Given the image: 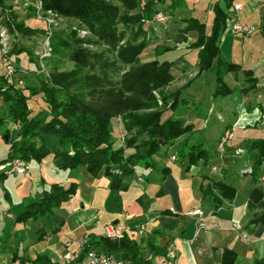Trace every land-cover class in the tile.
<instances>
[{"label": "trees", "instance_id": "1", "mask_svg": "<svg viewBox=\"0 0 264 264\" xmlns=\"http://www.w3.org/2000/svg\"><path fill=\"white\" fill-rule=\"evenodd\" d=\"M234 1L223 0L224 8L214 3L209 34L205 24L195 18L182 20L183 26L178 31L180 36L196 33V41L190 47L197 50V76L211 72L215 84L213 98L231 95L233 91L226 85L224 77L240 71L238 65L221 60L219 48L220 37L229 30L230 9ZM3 5L4 0H0V6ZM42 5L44 10L77 21L94 40L76 38L74 34L70 37L72 42H68L61 34L55 33L50 40L51 56L68 55L73 63L71 70L54 68L44 79L36 74L37 84L22 87L8 84L5 74L0 77L4 83L0 86V128H3L1 135L6 136L8 145L6 157L0 165L13 160L40 162L53 154L59 169L84 167L93 178L105 177L110 182V189L121 191L128 188L124 178L132 177L136 167L153 168L154 156L176 142L175 161L182 164L185 160L186 169L208 163L210 156L206 148L202 144L189 143L194 127L185 124L182 117L174 116L178 111L180 89L172 93L166 91L174 80L172 62L159 59L170 49L155 47L156 58L151 62L142 63L139 59L148 46L144 36L150 30L147 24L152 17L162 12L167 23V16L185 7L184 0H42ZM118 24L129 28L125 41V33L118 32ZM41 27L42 30L30 31L45 33L44 24ZM140 37L142 40L138 41ZM84 44L107 47L108 52L115 54L118 63L127 69L114 80L107 74L109 66L103 62L104 55L92 52ZM245 76L247 81L255 83L249 71H245ZM36 98H39L40 107L33 110L28 101L36 102ZM228 131L231 137L222 152L232 140V131ZM245 152L255 156L248 173L254 182L264 165V134L252 140ZM5 177L0 173V186ZM75 190L76 184L67 189L58 184L51 185L49 192L43 193L16 215L15 223L23 224L29 220L37 223L41 217L51 216L73 197ZM201 191L203 198L215 207L223 201H232L236 195L235 188L222 179L209 180ZM255 208L260 212H252ZM247 209L248 224L264 227L262 191L252 188ZM97 248L122 261L148 263L140 255L134 240L95 236L88 239L78 258L70 263L52 262L46 255H36L29 260L14 252L9 264H83L86 252ZM234 261V253L224 250L221 264H234Z\"/></svg>", "mask_w": 264, "mask_h": 264}, {"label": "crops", "instance_id": "2", "mask_svg": "<svg viewBox=\"0 0 264 264\" xmlns=\"http://www.w3.org/2000/svg\"><path fill=\"white\" fill-rule=\"evenodd\" d=\"M184 2V8L167 16L162 32L155 30L154 24L147 26H153L157 38L163 37L172 44V48L169 47L170 50L159 59L172 62L174 80L167 91L180 89L178 111L174 116L182 117L185 124L194 127L189 143L204 146L207 139L213 137L216 142L225 130H231L232 140L226 145L225 152L217 150L206 165L198 164L186 169L185 160L182 164L175 161L176 142L154 156V167L147 168L157 172L154 177L148 179L138 171L141 167H136L132 177L124 178L128 188L121 191L110 189V182L105 177L93 178L84 167L59 169L53 154L40 162L32 160L27 163L24 174L6 175L0 186V264H9L14 252L24 259L46 255L52 262L63 263L61 258L70 253L73 243L78 241L80 248L85 238L88 241L102 236L104 227L115 223L130 229L124 237L138 244L140 255L148 261L147 264L160 262L169 245H174L178 252L177 264H221L224 250L234 253V264H264V227L248 224L247 209L252 188L264 193V175L260 172L264 165L253 182L246 171L251 169L255 156L245 152L252 140L264 134V0L234 1L233 5L241 6V11L235 14L237 20L256 31L242 38L227 29L220 37L221 60L240 68L236 74L224 77L226 85L233 91L224 98H213L215 84L210 71L197 76V50L190 47L196 41V33L182 36L178 33L183 26L182 20L195 18L205 24L209 34L212 7L218 3L224 8L223 0ZM22 13L27 17L26 10ZM28 22L41 26L32 16ZM224 46L226 53L223 55ZM35 70L37 73L36 66ZM20 71L18 68V80L21 79L18 76ZM245 71L251 73L254 84L247 81ZM21 80L25 85L26 82ZM2 130L0 128V133ZM214 132L216 134L212 135ZM238 151L241 153L237 154ZM5 152L3 147L0 161L6 157ZM159 165L165 170L160 174ZM220 179L232 185L236 195L232 201H223L215 207L203 198L201 187L209 180ZM53 184L64 189L76 184L75 194L68 201L72 210L63 209L61 205L53 216H43L41 222H37L40 228L35 230L30 228L33 221L15 223L16 215L43 193L49 192ZM133 190H138L133 214L120 213L115 208L106 214L102 212L108 197L123 191L125 195ZM171 208L173 213L169 211ZM196 209L201 210V216L187 214ZM140 228H143L141 233ZM74 233L78 236L75 237ZM70 235L74 240L62 242L64 236Z\"/></svg>", "mask_w": 264, "mask_h": 264}, {"label": "rangeland", "instance_id": "3", "mask_svg": "<svg viewBox=\"0 0 264 264\" xmlns=\"http://www.w3.org/2000/svg\"><path fill=\"white\" fill-rule=\"evenodd\" d=\"M113 4L120 6V3L115 2V1H113ZM33 5H34V2H31L30 0H19V1L18 0H4V5L0 6V42H2V44L0 45V48L5 50L6 52L5 58L15 68V72L13 73L14 83H16L18 80L17 70L19 68L21 71L19 72L18 76L21 79H23V81L26 82V85H28L32 81L35 82L34 84L38 83V78L36 74H40V77L44 79L48 77L49 73L52 70H54V68L57 69L58 71H69L73 68V63L69 61L68 55L63 56V57H59L56 55L55 57H52L51 52L47 53V48H46V38L47 37L49 38V45H50L51 37L55 33L61 34L65 38V40L68 42H72V39L70 37L71 35H74V34L76 38L94 40V38L89 34V32L85 28H82L79 26L77 21L71 20V19L67 20L65 18L58 16L52 11L51 13L53 14V17H51V19H53L54 23H52L50 31L46 30L45 26H44L45 33L38 31V30H42L41 26H36L35 24L29 23V22L28 23L30 25H28L27 23V20L31 18V16L34 17L35 20H37L36 14H35L36 10ZM41 6H42V11H43L42 17L44 18L46 16L47 17L50 16L49 14H44L45 11H49V10L43 9L42 0H41ZM23 10L27 11V14H28L27 17H24L22 15ZM230 12H232V8L230 9ZM233 18L234 20H237V17L235 15ZM37 21L40 24H43V21H40V20H37ZM154 25L155 27H157V29L155 28V30H158L159 32H162L165 26V25L157 26L156 24ZM152 27H149L150 30L147 31L144 36V39L147 41L148 46L141 52L139 56V59L142 63H145V62L147 63V62H151L155 60L156 56H155L154 46H157L159 48H169V47L172 48L171 42L165 41L163 37L159 39L154 35V31H153L154 28L152 29ZM35 29H38V30L36 32L30 31V30H35ZM118 29H119L118 32L125 33L123 37V41H125L128 38L127 32L129 31V28H125L122 24H118ZM228 38H231V36H228ZM140 40H142V37H140L138 41ZM245 43L246 42H244V44ZM83 46L90 49L92 52H96L98 54L101 53L104 55L103 60L105 61L103 60L102 61L106 62L107 65L109 66V68L107 69V74L110 77L114 78V80L118 79L119 76L123 73V71L127 69V67H124L120 63H118L117 59L115 58V54L108 52L107 47L101 46V45H92V44L90 45L84 44ZM225 47L226 46L222 48L223 55L226 53ZM50 48H51V45H50ZM17 52H24V53L16 55ZM43 52H46L47 54H44ZM11 53H14V54L10 55ZM15 56H17V58H15ZM32 63L34 65L37 64L36 65L38 67V68L36 67L37 73L35 70V66ZM112 64H115V65H112ZM4 72L5 70H4V66L2 62V53L0 49V77L4 74ZM3 84L4 83L0 80V86ZM172 92L174 91H170V93ZM35 100L36 102L32 101L31 99L28 101V106L32 107L33 110L40 107L39 98H36ZM15 128H18V125H16ZM119 130H120L119 126L116 125V131L118 135L122 136L120 135ZM204 134L205 133H203V135ZM215 134L216 132H214L212 135H215ZM123 138L124 137L122 136V141H123ZM217 146H218V140L215 142V139L213 137L207 139L204 142V147L206 148V151L208 152L210 157L213 154L217 153ZM3 147L6 148L5 154H7L8 145L6 144L5 140L2 138V135L0 133V152L3 150ZM140 167L141 169H139L138 171L140 173L142 172V174L148 179H151L157 173V172L153 173L151 170H147V168H144L142 166ZM158 170L160 174V172L162 171L161 165H159ZM113 172L116 173L115 171ZM260 172L262 175H264V168ZM261 187H263V185ZM123 192L121 193L118 192L108 197L106 201V206L102 207V212L106 214L108 213L110 209L115 208L119 210L120 213L125 211L129 213L130 215L133 214L135 195L137 194L138 190H133L132 192L130 191V193L128 192L125 195H123L124 194ZM62 208L66 210H72L70 209L72 208V204H69V202L63 203ZM252 212H260V210L255 208L252 210ZM53 215L54 214H52V216ZM40 220L39 222H41ZM39 226L40 225H37V223L30 222V228H32V230H35L36 227L40 228ZM69 226H70V223H69ZM84 230L88 231V229H84ZM74 235L75 237L78 236V234L76 233H74ZM72 239H73L72 235L66 236V237L64 236L62 238V242H65V241L68 242V241H71ZM78 245H79L78 241L75 242V244L73 243L72 247L69 249L68 252L74 253L79 248Z\"/></svg>", "mask_w": 264, "mask_h": 264}, {"label": "built area", "instance_id": "4", "mask_svg": "<svg viewBox=\"0 0 264 264\" xmlns=\"http://www.w3.org/2000/svg\"><path fill=\"white\" fill-rule=\"evenodd\" d=\"M31 2H34V8H35V14L37 20L43 21L44 26L46 27V30L50 31V28L52 26V23H54L53 19V14L51 11H45L44 14H49L50 16L42 17L43 11H42V6H41V0H30ZM241 11V6L238 4H235L232 6V12L231 16L229 18V31L235 35V36H240L242 38H247L255 33V28L248 26L244 23H241L237 20H234V15ZM233 14V15H232ZM149 24H156L157 26L159 25H165L166 24V17L162 12H157L149 22ZM2 42H0V45ZM4 48V47H3ZM46 48H47V53L51 52V48L49 45V38H46ZM1 49L2 53V62L4 66V74L6 76L7 82L10 85H18L22 87L23 83L20 80H17L16 83H14L13 79V73L15 72V68L12 64H10L7 59L5 58L6 52L4 49ZM44 54H47L46 52H43ZM231 137L230 131L226 130L221 138L218 141V151L222 152L224 150V146L227 143L228 139ZM241 151H238L237 154H240ZM27 163L21 161V160H13L11 162H6L3 165H0V173H3L5 175H11V174H24L27 170ZM250 169L246 171V173H250ZM171 213L174 212V210L171 208L169 210ZM187 214L189 215H195V216H201V210L196 209L191 212H188ZM202 226V224L200 225ZM143 228H140V233L142 232ZM130 229L125 226L124 224H110L106 227H104L103 232H102V237L109 239V240H117L120 238H123L125 235L129 234ZM87 243V238H85L81 244V247L75 251L74 253H66L62 256L61 260L64 263H70L75 261L79 254L80 251L82 250L83 246ZM177 258H178V252L175 248L174 245H169L166 248L165 255L162 258V260L156 264H177ZM85 264H133L128 261H122L119 259H116L114 256L106 254L102 252L99 248L97 249H89L86 252L85 256Z\"/></svg>", "mask_w": 264, "mask_h": 264}, {"label": "water", "instance_id": "5", "mask_svg": "<svg viewBox=\"0 0 264 264\" xmlns=\"http://www.w3.org/2000/svg\"><path fill=\"white\" fill-rule=\"evenodd\" d=\"M4 140H5V142H7V138H6V136H4Z\"/></svg>", "mask_w": 264, "mask_h": 264}]
</instances>
